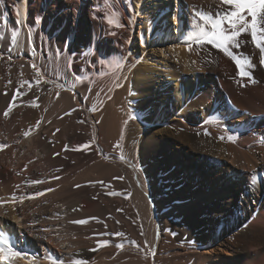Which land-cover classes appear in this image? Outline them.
I'll use <instances>...</instances> for the list:
<instances>
[{
	"label": "bare ground",
	"instance_id": "obj_1",
	"mask_svg": "<svg viewBox=\"0 0 264 264\" xmlns=\"http://www.w3.org/2000/svg\"><path fill=\"white\" fill-rule=\"evenodd\" d=\"M150 1L0 0V114L46 123L21 146L62 172L58 210L34 221L64 264H123L130 244L144 254L129 264H264V0ZM192 4L218 7L219 26L201 33ZM28 206L5 212L26 227ZM99 221L100 253L83 247Z\"/></svg>",
	"mask_w": 264,
	"mask_h": 264
},
{
	"label": "rangeland",
	"instance_id": "obj_2",
	"mask_svg": "<svg viewBox=\"0 0 264 264\" xmlns=\"http://www.w3.org/2000/svg\"><path fill=\"white\" fill-rule=\"evenodd\" d=\"M156 2H157V0H151L150 1V5H148L146 7L145 11L154 10L153 8H154ZM199 5L198 4H192V10H193L192 12H193L194 16L197 19V21L195 19L193 21V23H195V22L199 23V26H200V24L201 25L203 24L202 26H200L199 30H200L201 33L205 31L203 33V34H205V33H208L210 31V29H213V27L216 28V27L219 26V23L221 21V17H220L221 16V13H220L221 10L218 7L216 8V6H213V5H210V6L206 7V8H205V6L200 5L201 6L200 7ZM186 12L189 15L187 8H186ZM149 15L151 16V12H150ZM187 18H188V16L186 15V19ZM201 27H203V28H201ZM207 29H209V30H207ZM19 34L21 35V33L18 32L17 37H20ZM138 35H139V31L136 30V36L137 37L136 36L134 37L136 40L138 39ZM142 37H143V40H144V36L143 35H142ZM189 39L190 40H188V41L192 40L190 37H189ZM200 43H205V44L209 43L208 45H212V47L215 48V46L212 43H210L209 41H207V40H203V42L200 41ZM13 52H14V50H13ZM150 53L155 54L156 60H157L158 59L157 56H158V54H160V51H158L157 49L156 50L152 49V50H150ZM161 57H162L163 60H167L168 59L167 55H166V52ZM12 79L14 80V78H12ZM71 84L75 85V84H79V82L75 81L74 83H71ZM73 87L76 88L75 86H73ZM170 88L172 89L173 96L178 94L179 91H176L177 88H176L175 84L172 87H170ZM88 90L90 91V90H92V88L89 89V87H85V91L87 92ZM39 112L40 113L38 114V116H41L43 118L44 117L48 118V116H50L48 110H46L45 108L41 109ZM5 114L4 115L0 114V116H4L7 119V121L9 122V123L8 122L6 123L2 119V117H0V224H3L4 222H6V224H8L9 221H12V224L15 223V221L12 220L7 215V213L5 212V211L10 209V204L13 201L19 207H24L26 203H28L29 206H28V209H27V211L25 213V215L27 217L26 220L28 221L27 222L28 225H26V227H18L17 224H14L15 228H16L15 231H16V233L17 232L18 233L14 237L13 242L11 243V247L7 246L5 244V242H3L0 239V248H1L0 249V257H1L0 258V264H13L14 262H15V264H17V263L18 264H20V263L21 264H30V262L32 264V261H34L33 264H39V263L40 264H46L47 260H49V261H47V264H64L63 256H62L63 253H60L59 250H57V249H55V250L48 249V246L46 245L47 244L46 243L47 240L45 239V237H43V234H44V231L42 229L43 228V223L41 221H36L35 222L34 221L35 219L33 218V215H34V213L36 211H37L36 213H38V212H42V210H46L48 208H49L48 210H53L54 207H55V209L58 210V208H56V207H59V206H57L58 204L54 205V204L57 203L58 200H54V198L52 197V193L51 192H53L54 188L56 189L57 187H59L61 185L60 184L61 183V179H62V172H61V169H60L61 166H59V168L57 166V169H55L53 166H49V164L46 163V160L44 162H42V163H39V162L36 161L35 158L32 157V155L34 154L33 151H32L31 154L25 153L23 147L21 146V142L23 140H25L26 137H28L29 135H32V134L35 133V131H33L35 129V127L37 128L38 125H39L38 129H39V132H41V131H43V127H44V125H46V123L39 122V123H36V124L35 123L31 124L30 122H28V123H30V124H28L27 122H24V124L27 123L26 124L27 127H26V125L24 127V124H22L23 122H20L21 124L19 123V121H20L19 113L16 114V112H10V113L8 112V113H5ZM28 114L31 117L32 112L31 113H29V112L26 113L27 119L29 118ZM17 118H19V119L17 120ZM14 121H17L18 124L17 123L13 124ZM32 125H34L35 127L32 126ZM24 128H26V129H24ZM35 130L37 131V129H35ZM31 131H33L34 133L32 132V134H31ZM55 133H54L55 137L54 138H50V139L48 138L49 137L48 135H43L41 137V140H39V142H38L39 149L43 150L44 144L46 146L47 143L48 144L51 143V145H52V143L54 144V141H55V144L59 143L58 142L59 140L58 139L55 140V138L60 133V130L55 129ZM47 138L49 140H47ZM43 139H46V140H44V142H43ZM46 141H48V142L46 143ZM16 155H17V157H19V156L20 157H26L29 160V163H31L32 167H33V165H35L33 167V169H35L36 171H37V168L39 166H41L40 164H42L44 166L46 165L47 167H45L46 169L44 168L43 170H41L39 172L38 171L37 172L34 171L35 173L29 174L28 173V169H27V171L25 170L26 166H23V167L20 166L21 167V169H20L19 163L20 162L22 163V161L19 162V161L15 160ZM13 157H14V159H13ZM32 162H33V164H32ZM11 164H13L15 166H13V165L10 166ZM49 170H51V172H49ZM34 174H35V176H34ZM22 183H24L23 184L24 188H27L28 191L30 190L29 192L27 191V193H26L27 195L25 197H23ZM26 186H28V187H26ZM2 187L3 188L5 187V190ZM51 188H53L52 191H51ZM31 189H32V191H31ZM24 201H26V202H24ZM120 212L124 213L125 210L122 209ZM5 215H6V217H5ZM129 216L130 215H128L127 217H129ZM3 217H5V219H6L5 221L3 220ZM20 219H25V218H24V216H21ZM42 220H46V219L43 218ZM90 221L92 222V219H88V218L86 219L85 218L82 221V222H85V223L81 224V225H83L82 228L84 229L85 226L91 224ZM112 221H114V219H112ZM99 223H100V225H103L102 227H104L105 232L102 233V234L101 233H98V234H96V233H87L85 235L86 237L90 236V235H93V236H90V237L86 238V239H88L89 242L85 239V242H87V243H85L83 245V247L87 248V247H90V246L91 247L92 246H96L98 248V251L101 250V251H99V253H100V252L103 251L102 249H105V248L109 247V245H108V243L106 241H107L108 238H111L112 231H111L110 225L104 223L103 221H99ZM57 225L58 224H56V226ZM45 226H48V224L45 223ZM105 228H107V229H105ZM94 235H96V236H94ZM126 248L132 249V251H128L127 252L130 256L131 255L132 256L128 257L127 259H125L123 264L131 263V261H133L138 256L139 253L140 254H144V251H140V249H139L140 247L138 246V244H130V245H127ZM53 251H55L56 253L53 252ZM13 257H15V258H13ZM11 258H12V260L14 259L13 263H12V261L10 262ZM20 258H22V259H20ZM30 258L32 259V261L30 260ZM15 259L17 261H15ZM4 260H6L7 262L4 261ZM42 262H44V263H42ZM82 262H85V263H82ZM82 262L80 264H93L95 261H94V259L93 260L92 259H88V260L82 261ZM137 264H141V263H137Z\"/></svg>",
	"mask_w": 264,
	"mask_h": 264
}]
</instances>
